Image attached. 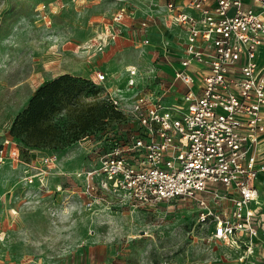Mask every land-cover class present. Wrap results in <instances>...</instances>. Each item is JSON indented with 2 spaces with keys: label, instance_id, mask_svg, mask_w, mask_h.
Returning a JSON list of instances; mask_svg holds the SVG:
<instances>
[{
  "label": "rangeland",
  "instance_id": "rangeland-1",
  "mask_svg": "<svg viewBox=\"0 0 264 264\" xmlns=\"http://www.w3.org/2000/svg\"><path fill=\"white\" fill-rule=\"evenodd\" d=\"M137 5L141 6V0H0V144L11 137L12 120L35 89L59 74L95 84L74 94L72 100L83 108L107 92L105 86L114 77L111 70L117 73L134 66L142 85L160 81L164 62L141 39L146 35L160 48L164 41L170 46V40L149 35L152 22L141 31L142 10ZM121 8L131 17L126 15L118 23L113 15ZM128 27L133 29L132 45L123 39ZM155 27L153 32L163 31ZM98 72L105 75L102 81L97 80ZM69 106L64 103L52 116L62 134L73 129ZM133 126L128 119L118 123L109 112L104 114L85 136L56 148V174L49 183L44 178L41 189L23 188L24 171L16 162L9 164L16 174L0 185L17 188L21 197L14 203L22 215L20 228L0 240V264H237L242 254L240 264H264V237L245 255L214 238L211 226L197 222L196 205L187 198L135 207L115 202L86 206L79 190L67 191L76 182L74 175L63 171L74 174L95 166L114 138H123ZM52 149L48 145L32 149L27 160L39 165ZM1 172L13 173L3 164ZM54 183L64 191L53 186L55 192L48 193ZM260 191L264 199V182Z\"/></svg>",
  "mask_w": 264,
  "mask_h": 264
},
{
  "label": "built area",
  "instance_id": "built-area-1",
  "mask_svg": "<svg viewBox=\"0 0 264 264\" xmlns=\"http://www.w3.org/2000/svg\"><path fill=\"white\" fill-rule=\"evenodd\" d=\"M246 1L164 0L169 24L185 30L182 55L173 67L174 79L185 88L181 102L167 104L162 92L138 89L134 66L127 68L124 82L130 98L105 92V100L134 126L114 138L95 166L74 172L86 206L135 207L187 198L196 205L197 222L211 226L214 238L245 255L254 250L255 239L264 236V203L255 184L264 171V164L256 163L264 131V61L257 60L264 42V0ZM126 15L121 8L113 20L120 23ZM149 23L139 20L142 32ZM141 43L149 45V38L142 36ZM169 47L164 41V56ZM104 77L97 73L98 81ZM5 159L23 163L24 181L41 189L57 155L45 154L34 165L8 137L0 144V163Z\"/></svg>",
  "mask_w": 264,
  "mask_h": 264
},
{
  "label": "crops",
  "instance_id": "crops-1",
  "mask_svg": "<svg viewBox=\"0 0 264 264\" xmlns=\"http://www.w3.org/2000/svg\"><path fill=\"white\" fill-rule=\"evenodd\" d=\"M153 1H155V5L151 4L153 3ZM176 2H182V0H176ZM246 2L249 3L248 0ZM136 7L142 10L140 13L141 14L140 19L149 18V21L152 22V25L150 27L148 26L149 29L151 30L149 31V35H155L158 38H161L160 36H163V37H167L170 40L169 53L166 56H164L165 54L162 53L160 46H154L153 42L150 43L149 46L151 47V51L159 55V57H161V60H163L164 62V67H163L162 74H161L162 78H160V81L156 83V85H149V84L146 85L145 84L144 86L141 83V80H140L141 78L139 76H136V81L138 82L137 84L138 89L146 88L147 91L162 92L164 94L163 100L167 104L180 103L182 93L185 88H184L183 83L180 80L174 79L173 67L176 65L178 57L182 55V47H183L184 40H185V30L181 26L169 24V21L167 18L168 12L166 11L165 6H164V0H141V6L137 5ZM128 17H131V16L127 15L126 18ZM129 24L131 25V23ZM154 26H157L155 27V29L162 28L164 32L163 31H162L163 33L153 32L152 30L154 29ZM131 33H133V29L132 28L127 29V33H126L127 36H124L123 39L132 45ZM257 60L258 62L264 61V42L259 47ZM110 73H111V76H114V77H113V80H111V85L109 87L105 86L106 91L111 95H115L116 97L123 95L126 99L130 98L132 96L131 92L125 91L124 86H121V84L123 83V79L124 78L126 79V76H127L126 70L119 71L117 73L114 70L113 71L111 70ZM118 88H121L120 92L117 91ZM262 115H263V123H264V106L262 107ZM30 152H32V150H30L29 153ZM11 162H16V161L5 159L2 163H0L3 165H8L10 169L13 171V173H9V172L0 173V183L1 184L12 181L14 178V175L16 174V171L13 168H11V166L9 165ZM256 163L258 165L264 164V131L259 136V141L257 144ZM16 165L21 171V173L27 168L21 162H16ZM56 166H57V163H54L49 168L47 174L45 175L46 182L49 183L50 178H52L56 174L55 173ZM62 173L63 174L67 173V175H71V176L74 175V174H68V172H64V171ZM73 179L76 182V187L69 189L67 191L74 192L81 188V180L75 177ZM262 182H264V171L259 172L255 180V184L259 191V199L262 203H264V199L262 198L261 191H260V183ZM20 185L21 184H17V186H20ZM13 186L11 188H3L0 185V240H3L4 236H9L11 233H14V231H16L21 226L20 219H21L22 213L21 211L20 212L18 211L17 209L18 205L14 203V201L17 202V200L15 199H18V197L20 199L21 196L20 194L17 193V188ZM21 186L23 188L24 186H29L33 189H37L35 184H27L24 181V179H23ZM53 186L56 190H58L57 189V187L59 186L58 183L56 184L54 183L51 186L52 189L48 190V193L55 192ZM14 191L16 192L15 195H14ZM60 191H64V189L60 187ZM60 194L62 195V192ZM64 198L65 196L64 197L62 196V202L65 201ZM11 200L13 201L12 203L10 202ZM263 237L264 236L261 235L259 238L255 239L254 249H256L257 245L259 244V242H261ZM0 242H3V241H0ZM240 263L241 261L237 264H240Z\"/></svg>",
  "mask_w": 264,
  "mask_h": 264
},
{
  "label": "trees",
  "instance_id": "trees-1",
  "mask_svg": "<svg viewBox=\"0 0 264 264\" xmlns=\"http://www.w3.org/2000/svg\"><path fill=\"white\" fill-rule=\"evenodd\" d=\"M95 86L92 81L62 73L49 81L39 85L28 99L26 106L13 118L9 134L20 146V152L25 159L32 149H40L45 145L56 148L64 146L85 136L89 128L93 127L100 117L109 112L118 123L124 121L123 113L110 105L101 95L99 99L88 102L90 107L77 105L72 98L80 88L89 85ZM96 89V88H95ZM64 103L69 105V116L74 120L70 124L73 128L66 134L52 122V116L61 111ZM69 128V127H66Z\"/></svg>",
  "mask_w": 264,
  "mask_h": 264
}]
</instances>
